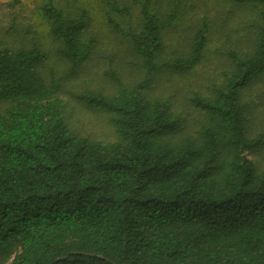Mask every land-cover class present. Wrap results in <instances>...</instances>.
Returning a JSON list of instances; mask_svg holds the SVG:
<instances>
[{"label": "trees", "instance_id": "16d2710c", "mask_svg": "<svg viewBox=\"0 0 264 264\" xmlns=\"http://www.w3.org/2000/svg\"><path fill=\"white\" fill-rule=\"evenodd\" d=\"M97 1L123 57L57 0L40 14L62 77L36 41L0 47V264H264V134L245 97L264 76V0H214L228 32L186 0ZM105 57L108 87L73 98L112 142L73 130L62 98Z\"/></svg>", "mask_w": 264, "mask_h": 264}, {"label": "rangeland", "instance_id": "374dc122", "mask_svg": "<svg viewBox=\"0 0 264 264\" xmlns=\"http://www.w3.org/2000/svg\"><path fill=\"white\" fill-rule=\"evenodd\" d=\"M59 6L71 12L79 8H86L89 10L92 17L93 31L98 37H101L104 46L101 47V52L112 55L115 52L120 57L125 55V44L119 41H111L109 32L104 26L103 14L101 7H99L97 0H72L69 4L57 0ZM193 1L195 6L193 8ZM44 0H0V47H18L20 45H31L36 41L42 49L47 53V62L44 70L46 74L54 73L57 78L62 77L65 73L64 64L58 59L55 53V43L50 36L48 25L40 14V7ZM189 4V10L197 16L201 15L204 10L209 11L210 26L213 30H220L221 27L226 32L230 27L222 26L221 18L217 15L221 9L214 0H186ZM188 5V4H187ZM221 9V10H220ZM187 25L189 22L186 23ZM185 22L179 26L174 33L177 35L185 33L187 25ZM235 28V27H234ZM234 28L232 30H234ZM233 37L234 31H232ZM226 34H221L219 40L208 49L206 54V61L199 72L195 75L199 77L201 73H213L218 68L217 63L220 60V54L217 49V44L226 43L224 37ZM234 40V39H233ZM110 58L105 57L103 64L95 68L96 71L88 74H82L75 79L66 78L63 82V94L67 106V113L69 115V123L73 130L84 137L102 142H112L115 139L114 130L110 125L108 118L101 113H93L81 105H78L73 98L74 93L81 92L85 87L92 89L104 90L108 87L103 75L110 66ZM246 101L250 105L252 113L251 126L255 132L264 134V76L260 78L253 86L246 92Z\"/></svg>", "mask_w": 264, "mask_h": 264}]
</instances>
